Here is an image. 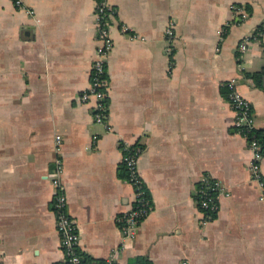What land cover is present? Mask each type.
Returning <instances> with one entry per match:
<instances>
[{
    "label": "crops",
    "instance_id": "1",
    "mask_svg": "<svg viewBox=\"0 0 264 264\" xmlns=\"http://www.w3.org/2000/svg\"><path fill=\"white\" fill-rule=\"evenodd\" d=\"M107 1L115 9L109 130L76 100L97 46L95 1L0 0V264L63 263L47 176L56 157L78 249L93 259L264 264V185L249 171L252 153L223 86L237 81L264 130V91L243 74L264 66V33L246 52L237 48L264 22V0ZM233 6L247 16L237 20ZM123 142L142 149L152 208L137 235L122 240L116 216L133 200L120 171ZM259 165L264 182V155ZM206 175L229 195L203 224L196 188Z\"/></svg>",
    "mask_w": 264,
    "mask_h": 264
},
{
    "label": "built area",
    "instance_id": "2",
    "mask_svg": "<svg viewBox=\"0 0 264 264\" xmlns=\"http://www.w3.org/2000/svg\"><path fill=\"white\" fill-rule=\"evenodd\" d=\"M16 5H21L22 0H13ZM94 25L96 35V50L92 61L90 70V82L87 89L83 90L76 96V100L80 103L89 104L93 113L95 122L103 123L106 129H111L107 121V64L108 56L111 53L114 40L110 32L111 22L115 15V9L108 3L107 0H94ZM235 12L238 14L237 20L241 21L247 16L244 7L233 6ZM173 22L170 21L165 35L167 39H173ZM121 30L128 31V27L123 25ZM264 33V22L258 27L254 34H248L238 42V51L246 52L252 41L259 35ZM227 89L226 98L229 106L234 114L233 126L236 131L247 139L248 147L252 153V162L249 164V171L251 175L259 181L261 186L264 182L260 180V161L263 156L260 151V146L254 136V130L257 129L255 118L253 115L252 104L246 99L238 89L237 81L233 78L228 79L223 83ZM55 150L61 149V136H55ZM122 158L121 164L125 167L127 172V181L131 184L133 189V200L130 207L116 216V222L123 239H133L137 235L138 226L148 215L152 208L151 199L147 193L145 183L138 170V156L142 149L136 145L129 143H121ZM62 160L59 157L54 159V166L48 173V178L54 188L51 208L55 215L56 230L60 237V245L63 250V263L80 264L79 255V231L76 221L68 214L67 197L64 191V186L61 181ZM221 195L228 196L229 193L225 186L219 181L212 179L209 176H201L196 188V200L198 208L202 211L204 219L202 223L205 224L212 219L219 208V197ZM264 198V193L262 194ZM114 258L105 260L106 264H116ZM185 264V263H183Z\"/></svg>",
    "mask_w": 264,
    "mask_h": 264
},
{
    "label": "trees",
    "instance_id": "3",
    "mask_svg": "<svg viewBox=\"0 0 264 264\" xmlns=\"http://www.w3.org/2000/svg\"><path fill=\"white\" fill-rule=\"evenodd\" d=\"M244 76L250 79L253 86L264 91V66H262L259 70L256 71H244ZM254 136L257 139L260 151L264 155V130L263 129H255ZM121 175L127 179V172L125 167L121 164L120 166ZM197 198V196H196ZM80 255V264H106L105 260L102 259H93L92 257L86 255L79 251ZM132 264H152L150 261H147L146 257H137ZM62 264H68L67 262Z\"/></svg>",
    "mask_w": 264,
    "mask_h": 264
},
{
    "label": "rangeland",
    "instance_id": "4",
    "mask_svg": "<svg viewBox=\"0 0 264 264\" xmlns=\"http://www.w3.org/2000/svg\"><path fill=\"white\" fill-rule=\"evenodd\" d=\"M139 227V226H138Z\"/></svg>",
    "mask_w": 264,
    "mask_h": 264
}]
</instances>
